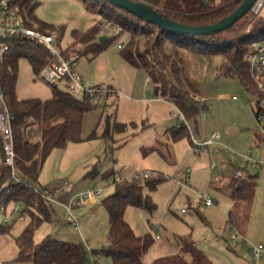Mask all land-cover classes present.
Returning <instances> with one entry per match:
<instances>
[{
	"label": "trees",
	"instance_id": "obj_1",
	"mask_svg": "<svg viewBox=\"0 0 264 264\" xmlns=\"http://www.w3.org/2000/svg\"><path fill=\"white\" fill-rule=\"evenodd\" d=\"M140 1L150 4L170 19L189 25L216 23L234 12L243 2V0ZM16 3L20 6L23 20L28 27L49 35L58 34L60 39V32L63 33L64 27L40 19L35 14L38 5L36 0H16ZM83 4L88 10L100 14L104 21H99L86 32L74 31V42L68 47L75 52L73 58L78 59V56L84 55L93 59L120 35H126L127 40L118 44L122 58L129 65L145 71L153 85L155 95L173 103L185 118L188 121L193 120L195 125L198 124L200 104L182 87L181 62L176 57L179 48L221 55L224 58L220 66L222 74L237 78L245 89L254 95H264V91L259 88V79L247 60V54L253 51L259 42L264 41V8L254 15L249 11L226 30L213 34L193 35L163 30L106 0H83ZM241 20H244L243 24H240ZM108 21L116 22L122 27V32L102 41L106 36L100 34L102 24ZM9 43V51L4 57L2 85L11 115L16 152L15 169L22 181L14 182L12 170L4 169L0 176V203L4 202L7 206L10 202H23L26 208L22 213L30 216L29 224L16 237L19 248L16 260L31 261L33 264H90L93 255L98 264L95 257L106 255L112 258L113 264H146L144 255L154 244L155 238L151 233L138 234L126 220L125 213L128 207H141L149 211L156 208V204L149 194H145V190L154 191L167 180V177L160 173H153L149 178L123 176L118 172H110L104 176L107 182L109 177L116 175L123 177L121 181L113 184L114 192L102 199L109 217V242L106 247L90 252L84 242L59 239L51 234L38 243L34 242L35 229L44 221L53 219L52 202L44 198L43 191L37 186L50 153L56 148H64L69 142L114 139L115 134L127 132L129 125L113 119L112 114L106 111L105 104L98 125L86 137L83 136L86 114L97 109L102 99L114 97L108 94L93 96L82 91H75L82 94L81 97L76 96L75 92L69 89L67 78L52 87V96L48 99L19 98L16 89L20 59L26 58L34 74L38 76L48 63L51 53L45 44L30 36L16 34L9 37ZM168 43L173 46L174 53L167 51ZM69 49L59 48L66 59L72 58L67 55ZM130 124L135 125L134 122ZM168 132L173 141L189 136V128L185 124L175 125L169 128ZM4 155L0 133V164ZM255 187V173L246 167L243 168V176L231 181L235 203L245 202L250 205ZM9 230V223L0 224V235ZM175 241L178 248L174 254L159 257L151 264H212L190 234L176 235Z\"/></svg>",
	"mask_w": 264,
	"mask_h": 264
},
{
	"label": "rangeland",
	"instance_id": "obj_2",
	"mask_svg": "<svg viewBox=\"0 0 264 264\" xmlns=\"http://www.w3.org/2000/svg\"><path fill=\"white\" fill-rule=\"evenodd\" d=\"M36 1L38 2V5L35 9V14L40 19L64 27V31L62 34L60 32V39H58V48L62 47L64 50L69 49L68 47L72 46L74 42V31L86 32L94 25L98 24L99 21H104L100 14L88 10L83 4V0ZM114 23L116 26L121 27L116 22ZM243 23L244 20H241L240 24ZM110 31H112V29L105 30L106 33L104 35L107 37H113V33ZM126 40V35H120L105 51L93 59L90 58V56H78L76 65L77 73L82 79L88 81L94 82L90 77L98 78L99 80H102V85H108L106 82L108 80H113L114 76H116L120 84L125 86L132 84L133 82L139 84L141 79L139 78L140 81L134 79V76L138 73L137 68L129 65L123 58H121V48L118 44L125 42ZM80 47L81 46L79 45V48ZM166 49L168 52L174 53V48L171 44L168 43ZM67 55L73 58L75 52L70 48ZM176 57L177 60H180L181 62L183 73L182 87L184 89L188 91H196L199 94L211 97L217 95L222 97V100L219 101V103L210 104L208 101L207 105L210 109V115L203 117L198 116L197 118L200 124L207 120L209 126L216 123H224V125L229 126L233 137L236 136L235 142H237V146H233L229 143H222L230 150H224V148L220 146L221 150L224 152H214V146L209 148L211 152L210 154L214 157L212 158V167H215L217 171H221L222 167L225 169L229 168L230 171H233L232 161L236 160L241 163L242 161L239 158V154H246L248 152L250 145L253 144L248 141H250V138L254 139L251 135H259V133L255 131V113L248 103V100H256L257 95L247 91L237 78L224 75L220 72V66L224 60L221 55L207 54L182 47L178 49ZM146 83L147 85H145L146 88L144 95H150L153 97L155 95L153 85L150 82ZM110 86L120 91L125 97H122L120 101L116 102H112V98H104L99 103L97 109H102L106 104V111L110 112L113 118L117 121H126L129 125V129L125 133L115 134L114 139H92L82 142H73L69 146L67 152L68 157H71V160L75 157L79 159V164L69 180V183H72L75 187L78 186L76 189L78 191L88 186H91L92 188L105 187L102 196L98 198L99 204L95 207L91 206V208L86 207L85 209H83V207L74 208V216L80 222V231H78L72 228L71 224L68 223L67 218L68 215L65 205L69 203L71 194L68 199H62L63 194H59L61 202L51 203V209L54 210L53 219L51 221H44L34 231L33 239L35 243L42 241L43 238L51 234L56 238L65 240H75L80 242L88 240L93 251L106 247L109 242V217L106 208L102 204V199L114 192L115 186L109 185L104 176L110 172H120L125 176V174L143 169L148 164L153 163L151 158L144 160L143 153L149 151V147L153 141L157 140L155 143L156 145L159 144V139L162 138L163 132H165V127H163L161 123L162 121H160L159 118H156L154 113H151V118L148 120L132 119L128 121L126 114L131 110L133 111L132 108L134 107L129 108L128 111L127 109L120 111L118 108L120 103L127 99L126 97L131 99L135 98V96L132 93H129L130 95H128V93L123 92L115 85ZM60 87L64 88L63 85H60ZM16 90L19 98L38 97L41 99H48L52 96L51 84L45 81L41 74L38 76L34 74L30 63L26 58H22L19 61ZM75 95L81 97L82 94L75 92ZM234 96L236 98H233ZM152 103L153 102L138 101V103L134 104L136 105L135 107H137L138 113H136L140 116L139 118L149 116L148 106L150 105V112L156 107ZM158 106L160 107L158 110V116L165 119L169 118L171 122L170 124L177 125V118L171 117L172 112H176L175 107L163 102V107L159 104ZM124 111H127L125 115ZM132 122L135 123L134 126H131L130 123ZM190 122L193 125V120ZM250 132L252 133L250 134ZM154 136L156 139L153 138ZM184 138L187 139V137ZM100 143L103 145L101 144L102 146L98 148L95 154L90 157L87 156L90 151L94 152L96 147L98 145L100 146ZM142 144L144 148L141 150ZM263 148V144H261V148L253 147L252 156L254 158H259L260 152ZM170 150L172 151V149ZM233 151L235 153H233ZM188 153L194 155L192 154L194 153L193 150H188ZM188 153L185 151L186 156L183 154V157L179 160L182 163L178 166L183 164L186 165V162L189 159L187 156ZM167 155L169 161L171 158H177L176 151H174L171 156L169 154ZM71 160L68 161L66 166H70ZM236 161L234 163H236ZM174 169H176L175 165ZM236 170L237 169L235 168L234 172H236ZM170 172V169L165 171L166 174L169 173L171 175ZM252 172L259 174L254 201L250 205L245 202H239L238 204L236 203L237 206L235 207V211L239 215L240 229L246 226L245 222L249 216L252 222L254 220L257 222V225L259 222V225L263 226L264 224V166L259 169H254ZM170 175L166 181L157 187L156 190H145V194H149L153 202L156 204V208L153 211L141 207H128L125 213L126 220L138 233L141 232L140 229L143 232L150 230L148 229V226L151 225L155 237L156 235L158 236V239L153 236L155 242L145 255L144 259L146 264H151L154 260L160 257L154 258L156 252H158L157 247L159 245L167 244L170 251H173L172 246L169 244V241L172 240L173 236L170 230L167 229L169 228V220L181 221V218L188 217L189 214L193 213L192 208L188 209L187 207L189 205L186 203V194L179 191V186L175 184L176 182L174 179L173 181L172 178H170ZM37 186L43 192L46 189V186H43L40 183ZM15 203L16 202H10L7 205L6 215L10 219V230L5 234L0 235V264H33L31 261L19 262L16 260L19 253L16 237L20 235L29 224L30 216L26 213L23 219L20 218L19 214L11 217L12 210L16 205ZM20 204L21 210H24L26 204L23 202H20ZM183 207H185L188 212L182 213L181 209ZM3 214L4 212H0V219ZM95 258L98 261V264H113V260L110 256L98 255Z\"/></svg>",
	"mask_w": 264,
	"mask_h": 264
},
{
	"label": "crops",
	"instance_id": "obj_3",
	"mask_svg": "<svg viewBox=\"0 0 264 264\" xmlns=\"http://www.w3.org/2000/svg\"><path fill=\"white\" fill-rule=\"evenodd\" d=\"M137 70L138 73L134 76V79L139 80L140 78L141 82L139 84L133 82L132 84H128L125 86L123 84H120L116 76H114L113 80H108L106 84H108V86L115 85L123 92L128 93V95L132 93L135 96V98H131V99H128L129 97H126L127 99L122 101V103H120L118 108L120 109V111H123L125 109H127L128 111L129 108L134 107L132 108L133 111L131 110L127 114H126L127 111H124V115L125 114L127 115L128 121L132 119L148 120L151 118V113H154L155 117L159 118L160 121H162L161 123L163 127H165L164 128L165 132H163L162 138L159 139V144L156 145L155 142L157 140L153 141L151 143V146L149 147V151L143 153L144 160H147V158H151V161L153 162L152 164H148L143 169H150L153 171L154 174L160 173L166 176L167 178L169 177L170 174L169 173L166 174L165 171H168L170 169L171 170L170 178H172L173 180L174 175L179 170L189 167L191 169L190 177L188 179L189 184L195 188L200 189L205 196H210L214 199L213 205H206L205 202L203 201V198L200 197L197 193H195L194 191L188 188L185 189L184 187L179 186L178 187L179 191L180 192L182 191L186 194V200H187L186 203L187 205H189L187 206L188 209L192 208L193 213L189 214L188 217L181 218V221L169 220V228L167 229L170 230L173 236L172 237L173 241L172 240L171 241L168 240V241L169 244L172 246L173 251H170L167 244L159 245L157 247L158 252H156L155 257L154 256L153 257L156 258L159 256L162 257V256L174 254L178 248L175 241V236L190 234L194 239V241L196 242L197 246L211 260L212 264H256V261L252 253V244L264 243V224L263 226L259 225L260 224L259 222V224L257 225V222L255 220L252 222L249 216V218H247L245 222L246 226L241 229L239 228V221H240L239 215L235 211V207L237 206L238 203L236 204L233 198L231 181L235 178L234 177L235 168L238 169L241 166V163L239 161L237 162L236 160H235L236 163H234L235 161H232L233 171H230L229 168L225 169L224 167L221 168V171H217L215 167H212V163H213L212 158L214 157L213 155L210 154L211 152L209 150L211 146H214V152H224L223 150H221L220 146H222L224 150L225 149L230 150L226 145H223L222 143L224 142L226 144L229 143L233 146H237V142H235L236 136L233 137L229 126L224 125V123H216L214 125L209 126L207 120H205V122H203L202 124L198 122L197 125H195V122L193 121V125H192L190 122L191 120H189L192 133L190 132L189 129V136H186L187 139L183 137L180 140L173 141L170 133L168 132V129L173 127L174 124H170L171 122L169 118L165 119L161 116H158L159 114L158 110L160 109L158 104L162 106V102H163L172 105L173 107H175V105L167 101L166 99L160 98L156 95H154L153 97H151L150 95L149 96L144 95L146 88L145 85H147L146 82H150V79L145 71L139 68H137ZM90 79L94 80L95 83L102 85V80H99L98 78H94V77H90ZM189 92L191 93L193 98L194 96H196L199 99H203L202 102L195 99L200 104L201 110L199 116L201 117L210 115L209 113L210 109L207 105L208 101L210 104L211 103L214 104V103H219V101L222 100V97L219 95L211 97V96L199 94L196 91H192V90H189ZM122 97L125 96L122 95L118 98H112L113 99L112 102L120 101ZM138 101L153 102L152 104H154L156 107H154V110L152 109V112H150V108H149L150 105H149L148 106L149 116H143L142 118H139L140 116H138L137 114L138 113L137 107H135L136 105H134L135 103H138ZM102 114H103L102 109H95L86 114L83 124V136L86 137L98 125ZM171 117L175 118L174 112H172ZM113 119L110 121L111 123ZM177 125L180 126L181 123L178 121ZM31 130L34 131V128H32ZM213 132H218L220 134L219 142L209 145L207 149L202 150L200 153H195L193 150L192 139L200 138L206 140L210 137L211 133ZM251 133L252 132H250V134ZM251 137L252 138L254 137V139L250 138V141L248 142L253 143L252 145H250L249 148L252 149V153H253V147L261 148V144H263V142L261 137H259V135H254V136L251 135ZM153 138H155V136ZM72 143L73 142H69L67 146L64 148L54 149L46 159L41 174L39 176V183L43 186H46L45 190H51L56 186L63 184L64 182H70L69 180L71 179L74 171L76 170L79 164L78 163L79 159L77 157L73 158V160H71V157H68V153H67L68 148ZM101 144L102 143H100V146L98 145L96 147L94 152L90 151V153H88L87 156L89 157L93 156L95 152L98 150V148H100L103 145ZM143 148L144 146L142 144L141 150ZM170 149H172V151ZM188 150L189 151L193 150L194 153L192 154L194 155H191V153L189 154ZM174 151H176L178 159L175 157V159L171 158L172 160L170 159L169 161L167 154L171 156L174 153ZM185 151L188 153L187 156L189 159L186 162V165L183 164L178 166L180 163H182L179 160H181L183 154L186 156ZM69 160H71L70 166H66ZM174 165L176 169H174ZM143 169H139V170H143ZM250 170L253 171L254 169H250ZM132 173L133 172L125 174V176L130 175ZM255 175H256V187H257V181H258L257 178L259 177V174L255 173ZM256 187H255V193H256ZM77 188L78 186L75 187L73 185V187L70 190L61 192L63 194L62 199H68L70 194L72 195L76 193V191L78 192V190H76ZM86 188H82V190ZM202 189L205 191V193ZM255 193H254V197H255ZM98 198L99 197H91L88 200L87 205L83 206V209H85L86 207L91 208V206L92 207L97 206L99 204ZM59 200L61 202L60 198ZM253 201L251 202V204L253 203ZM183 209H185V207L181 209L182 213L188 212L187 209H185V211H183ZM148 229L150 230H147L146 232H143L141 229H140L141 232L139 233L136 230L135 231L138 234L151 233L155 237L151 225L148 226ZM235 232L237 233V237L236 239H233L231 237V234ZM155 238L158 239V236L156 235ZM260 264H264V257L261 260Z\"/></svg>",
	"mask_w": 264,
	"mask_h": 264
},
{
	"label": "built area",
	"instance_id": "obj_4",
	"mask_svg": "<svg viewBox=\"0 0 264 264\" xmlns=\"http://www.w3.org/2000/svg\"><path fill=\"white\" fill-rule=\"evenodd\" d=\"M264 8V0H256L252 6L250 12L258 14ZM112 29L113 34H120L121 27L116 26L114 22H106L102 24V29L100 31L101 35H104L105 30ZM20 34L25 36H30L38 39L41 43L45 44L51 53V57L48 63L42 68L40 74L42 78L51 84L52 87L59 85L63 79L67 78L69 80V89L71 91H82L90 95H112L114 98L122 96V93L111 87H102L95 84L93 81L84 80L76 71L77 58L66 59L62 56L58 48V34H44L28 27L21 13L20 6L16 3V0H0V133L3 141L4 148V159L0 164V176L3 174L4 169L10 168L12 170V179L14 182H21L22 179L18 176L15 169V159L16 152L14 149L13 133L11 127V115L7 105V100L4 94L2 78L4 75V57L9 51L10 43L9 37ZM120 45V44H119ZM247 60L249 61L252 70L259 79V88L264 91V41L257 44L253 51L247 54ZM233 98H236L235 96ZM194 99L201 101L194 96ZM250 107L253 109L256 117V127L255 130L259 133L263 145H264V95L257 96L256 100L249 101ZM176 112H174V117L181 124H185L192 133L189 121L185 118L183 113L175 106ZM220 134L218 132L211 133L210 137L206 140L200 138H193V150L195 153H200L202 150L208 148L209 145L219 142ZM234 152V151H233ZM235 153V152H234ZM252 149L246 154H239V158L242 161L241 166L236 170L234 177L236 179L243 176V168L248 169H259L264 166V148L260 152L259 158H254L252 155ZM191 169L185 168L179 170L175 175L174 179L178 186L188 188L200 197L206 205H213L214 199L210 196H205L202 191L198 188L193 187L189 184L188 179L190 177ZM129 176H135L138 178H149L153 176V171L150 169L138 170ZM123 177L116 175L108 178V183L113 185L122 180ZM73 187L72 183L64 182L61 185L56 186L51 190H45L43 192L44 198L49 202H60L59 194L63 191H68ZM104 187H88L84 190H80L71 195L69 203L65 205L68 215V223L71 224L72 228L80 231V222L74 216L73 210L75 207L86 206L88 200L91 197H99L103 193ZM14 206L11 217L19 214L20 218H24L21 210L20 202H16ZM185 211V209H183ZM0 212H4L2 218L0 219V224H8L9 217H7V206L4 202L0 203ZM233 239H236L237 233L231 234ZM84 244L87 249L91 252L92 248L88 240H84ZM252 253L256 261V264H260L264 257V243L252 244ZM90 264H97L92 255V261Z\"/></svg>",
	"mask_w": 264,
	"mask_h": 264
},
{
	"label": "water",
	"instance_id": "obj_5",
	"mask_svg": "<svg viewBox=\"0 0 264 264\" xmlns=\"http://www.w3.org/2000/svg\"><path fill=\"white\" fill-rule=\"evenodd\" d=\"M106 1L138 16L146 23H153L157 25L163 30L182 34L203 35L213 34L228 29L251 10L256 0H243V2L237 7L234 12L219 20L218 22L209 25H189L179 21H175L162 15L150 4L140 0ZM106 38L107 36H104L102 41H104Z\"/></svg>",
	"mask_w": 264,
	"mask_h": 264
}]
</instances>
